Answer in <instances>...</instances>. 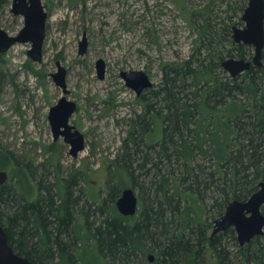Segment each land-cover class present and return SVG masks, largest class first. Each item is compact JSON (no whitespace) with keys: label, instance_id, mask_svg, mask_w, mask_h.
Returning a JSON list of instances; mask_svg holds the SVG:
<instances>
[{"label":"trees","instance_id":"trees-1","mask_svg":"<svg viewBox=\"0 0 264 264\" xmlns=\"http://www.w3.org/2000/svg\"><path fill=\"white\" fill-rule=\"evenodd\" d=\"M200 13L196 55L164 68L114 162L144 197L136 215L117 212L119 186L90 202L76 174L51 181L44 164L0 146V171L10 173L0 226L16 254L32 264H205L207 253L211 264H264V236L243 247L233 228L207 236L230 202L247 201L264 182V54L260 67L220 77L217 43L244 60L248 46L230 39L231 24L217 33L209 8Z\"/></svg>","mask_w":264,"mask_h":264},{"label":"rangeland","instance_id":"rangeland-1","mask_svg":"<svg viewBox=\"0 0 264 264\" xmlns=\"http://www.w3.org/2000/svg\"><path fill=\"white\" fill-rule=\"evenodd\" d=\"M42 5L47 14L42 61L29 59V43H17L0 54L1 148L23 163L44 164L51 181L76 174L90 202L91 198H103L109 183L119 186L120 194L133 189L142 201L139 187L135 188L114 163L121 155L129 120L145 108L142 99L125 85L121 72L142 71L153 84L151 90H158L165 67L196 55L195 24L203 21L200 12L210 9L208 17L217 33H222L226 24L243 28L241 17L247 0H42ZM11 6L12 0H0V28L14 37L23 27V17L14 16ZM83 37L87 51L80 55ZM214 48L216 56L223 52L224 60L240 59L235 52L229 56L226 42ZM246 52L245 59L251 61L253 48ZM201 55L205 56L206 50ZM98 59L105 64L102 80L95 69ZM57 62L66 71L69 93L65 97L76 105L69 125L85 140V149L77 158L69 155L63 138L53 140L48 122L50 108L63 96L51 77ZM218 69V75L224 76L220 65ZM150 93L145 92L146 97ZM210 224L208 237L214 227L212 221ZM205 255V264H211L210 254ZM187 260L184 257V264Z\"/></svg>","mask_w":264,"mask_h":264},{"label":"water","instance_id":"water-1","mask_svg":"<svg viewBox=\"0 0 264 264\" xmlns=\"http://www.w3.org/2000/svg\"><path fill=\"white\" fill-rule=\"evenodd\" d=\"M11 13L23 17V27L19 33L12 37L0 28V54L6 52L11 46L30 44L26 54L33 62L42 61V48L45 40V23L47 14L44 11L42 0H12ZM243 28H231L232 41L253 48L254 54L251 61L244 59L228 58L221 62L220 67L230 78H236L247 72L251 66L260 67L264 51V0H247V6L241 17ZM86 49L85 38L79 43V54L83 55ZM57 72L51 75L55 85L62 89L64 95L68 94L65 81V70L57 62ZM97 77H104V63L98 60L95 63ZM120 77L125 85L137 96L152 87V82L142 71L121 72ZM76 110V105L65 97L50 108L48 122L54 141L60 137L69 146V155L77 158L85 149L83 134L69 125V119ZM8 181L6 171H0V186ZM115 208L124 217L136 215L139 205L138 198L133 189H124L116 199ZM264 205V182L259 183L258 190L245 202H230L223 215L214 221L211 236L233 228L239 246L248 244L253 238L264 235V215L261 207ZM153 255H148V261L153 262ZM0 264H32L28 259L16 254L8 244L4 229L0 226Z\"/></svg>","mask_w":264,"mask_h":264},{"label":"flooded vegetation","instance_id":"flooded-vegetation-1","mask_svg":"<svg viewBox=\"0 0 264 264\" xmlns=\"http://www.w3.org/2000/svg\"><path fill=\"white\" fill-rule=\"evenodd\" d=\"M83 38H85V37H83ZM83 38H82V39H83ZM85 40H86V38H85ZM86 51H87V41H86V49H85V53H86ZM263 52H264V51H263ZM85 53H84V54H85ZM84 54H83V55H84ZM262 58H263V56H262ZM98 60H101V59H98ZM98 60H97V61H98ZM97 61H96V62H97ZM96 62H95V63H96ZM103 63H104V62H103ZM57 69H58V66H57V63H56V72H57ZM63 69H64V68H63ZM95 69H96V66H95ZM64 70H65V69H64ZM104 74H105V64H104ZM51 75H52V74H51ZM65 79H66V71H65ZM98 79H99V78H98ZM65 81H66V80H65ZM152 87H153V85H152ZM152 87L149 88V89L144 90V91L141 93V95H139V96H137L136 94H135V95H136L138 98H141L142 100H144V99L146 98V94H145V92H149V91L152 89ZM60 89H61V88H60ZM61 90H62V89H61ZM67 91H68V90H67ZM62 93H63V92H62ZM68 93H69V92H68ZM66 95H67V94H66ZM62 97H65V95L63 94ZM62 97H61V98H62ZM65 98H66V97H65ZM59 100H60V99H59ZM73 114H74V113H73ZM60 138H62V137H60ZM60 138H59V139H60ZM68 152H69V151H68ZM7 174H8V173H7ZM0 187H2V186H0ZM263 206H264V205H263ZM263 206H262V207H263ZM262 207H261V209H262ZM261 214H262V212H261ZM262 215H263V214H262ZM263 236H264V235H263Z\"/></svg>","mask_w":264,"mask_h":264}]
</instances>
